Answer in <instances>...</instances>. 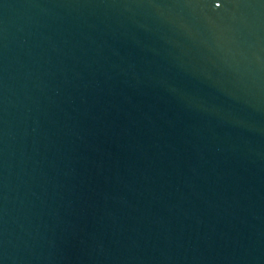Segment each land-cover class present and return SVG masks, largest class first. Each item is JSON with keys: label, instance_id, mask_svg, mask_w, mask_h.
Here are the masks:
<instances>
[{"label": "water", "instance_id": "1", "mask_svg": "<svg viewBox=\"0 0 264 264\" xmlns=\"http://www.w3.org/2000/svg\"><path fill=\"white\" fill-rule=\"evenodd\" d=\"M0 264H264V0H0Z\"/></svg>", "mask_w": 264, "mask_h": 264}]
</instances>
